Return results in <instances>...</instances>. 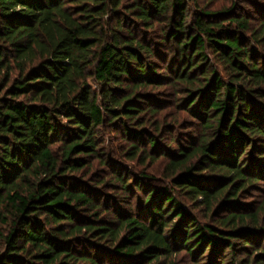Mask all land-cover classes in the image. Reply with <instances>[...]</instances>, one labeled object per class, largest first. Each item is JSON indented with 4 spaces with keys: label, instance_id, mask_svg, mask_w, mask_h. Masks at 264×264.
I'll return each instance as SVG.
<instances>
[{
    "label": "trees",
    "instance_id": "obj_1",
    "mask_svg": "<svg viewBox=\"0 0 264 264\" xmlns=\"http://www.w3.org/2000/svg\"><path fill=\"white\" fill-rule=\"evenodd\" d=\"M210 1L0 0V264H264V11Z\"/></svg>",
    "mask_w": 264,
    "mask_h": 264
},
{
    "label": "rangeland",
    "instance_id": "obj_2",
    "mask_svg": "<svg viewBox=\"0 0 264 264\" xmlns=\"http://www.w3.org/2000/svg\"><path fill=\"white\" fill-rule=\"evenodd\" d=\"M237 4L239 12H247L249 11L255 18L259 17L261 12L264 11V0H211L210 3L213 5L212 8L219 9L224 6L231 5L232 3ZM261 8V10H260ZM175 98L171 96H162V102L160 103L162 107V116H161V127L159 129L160 140L164 144H171L172 147L181 143L183 145H190L192 143V136L199 131V128L195 125V121H193L186 113L179 108V105L176 104ZM114 133L117 131L113 130L108 131L109 135L107 140V145L116 150H119V146L123 143L118 136ZM122 163L129 168V170L133 171V174H140L141 170H148L153 173V175L157 178L158 184H162L166 182L164 178V166L168 161L165 158L159 159L155 163L146 164V166H142L136 161L127 160L125 158H120ZM113 193H118L115 191H111ZM141 193V192H139ZM195 213L199 215L200 219L203 221L208 220L207 217H204V213L201 212L200 208L195 210ZM177 264H198L194 262L185 252H181L179 256L176 257Z\"/></svg>",
    "mask_w": 264,
    "mask_h": 264
}]
</instances>
